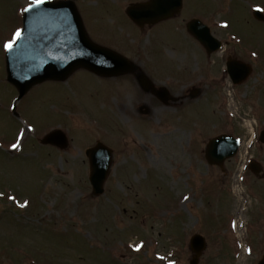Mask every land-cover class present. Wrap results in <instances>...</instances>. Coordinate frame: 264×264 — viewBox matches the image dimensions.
Here are the masks:
<instances>
[{
    "label": "rangeland",
    "instance_id": "rangeland-1",
    "mask_svg": "<svg viewBox=\"0 0 264 264\" xmlns=\"http://www.w3.org/2000/svg\"><path fill=\"white\" fill-rule=\"evenodd\" d=\"M20 1L21 6L28 2L0 0L2 77L3 46L12 40L20 25L16 14ZM77 1L85 8L83 17L94 41L108 47H124L119 37L131 31L124 5L135 0ZM255 4L264 9V0H186V11L180 17L186 22H165L156 27V34L146 28L140 38L134 36L127 43L150 78L152 62L150 65L148 58L159 55L158 46L162 59L159 56L156 61L174 70L152 80L174 94L185 93L192 86L199 88L200 95L195 100H181L165 107L142 93V102L134 101L126 110L120 108L117 112L114 106L118 115L115 117L108 109L101 110L100 104L107 100L110 90L116 89V84L85 70L67 82H47L32 90L19 117L41 129L56 124L63 114L66 119L57 122L64 124L67 114L72 113L69 119L75 121H67L63 129L70 142L66 151L39 149L34 143L47 127L36 128L29 138L19 129L28 124L6 111L12 92L3 78L0 264H189L188 242L198 233L205 236L208 245L200 264L260 261L264 255V179L240 168L255 160L264 174V146L258 142L260 131L264 130V70L255 66L256 71L246 84L233 87L221 71L225 53L208 58L184 30L190 19L198 17L228 45L231 54L236 53V47L241 50L236 56L251 61L253 58L243 50L241 40L234 38L235 34H243L244 43L257 50L264 68V23L256 22L249 11ZM224 21L229 29L222 26ZM255 62L258 63L257 58ZM113 80L124 82L122 78ZM192 81L194 84L190 85ZM144 103L156 112L140 115L138 106ZM66 105L79 108L83 118ZM170 117L173 121L168 120ZM112 120L118 127H114L115 138L110 132ZM223 133L243 141L239 154L226 163L224 171L210 166L204 155L208 140ZM97 141L114 150L115 163L105 194L93 198L85 150ZM16 143L19 147L13 149L11 145ZM81 166L87 169L81 170ZM186 196L190 200L183 202ZM10 197H15V201H10ZM25 201L28 205L21 208L19 205ZM241 216L245 224L242 238L230 230L232 220ZM137 245H142L138 251ZM250 246L248 254L246 249Z\"/></svg>",
    "mask_w": 264,
    "mask_h": 264
},
{
    "label": "water",
    "instance_id": "water-1",
    "mask_svg": "<svg viewBox=\"0 0 264 264\" xmlns=\"http://www.w3.org/2000/svg\"><path fill=\"white\" fill-rule=\"evenodd\" d=\"M181 1L178 0L173 5V0H157L154 2V10L151 11L147 16H154L157 12L159 15V18H166L170 15L171 11L177 10L180 6ZM56 11L45 8V7H34L33 10L28 14L27 20H26V27L29 29V32L27 34H31L33 38L25 39L22 45H18L19 48H22V58L20 59V63L14 62L15 57L17 56V52H10L9 53V64H10V80L19 87L21 92L23 94L33 85L38 82H41L47 78H55V79H65L67 75L71 72L73 68L76 66H86L90 68L91 70L95 71H102L100 68H97L96 65L92 62L94 58V54L91 57H88V59L91 61L85 60L87 55L84 56V58H78V61L72 60L71 57H65L61 55L55 54V59L53 58V54L50 57V59L47 58V60H53L44 62L41 59H45L48 57L47 51L50 50L49 44L54 46L55 51H59L58 49L62 50V44L60 42L53 41V38H60L63 39L62 43L63 45H66L68 49L73 48L75 45L76 47L77 42L73 40V38L70 37V35L73 36V34L70 32L71 25H62V24H51L45 21L47 18L51 16V13H55ZM137 17L141 18L139 21H142L143 19V13L137 12ZM31 17V19H30ZM257 17L258 16L257 14ZM155 18V19H159ZM77 25V31L79 32L78 36L80 39L81 44L79 47H81L82 43L85 45V49H89L93 52H98L96 48L92 47L85 37H83L81 28L78 24V20L75 18L74 21ZM73 22V24H74ZM188 29L191 33H193L197 39L205 46V48L211 53L213 51L218 50L220 43L211 35L210 30L203 26L200 22L194 21L191 22L188 25ZM74 31V28L72 27V32ZM56 43V44H53ZM54 50L52 51L53 53ZM63 51V50H62ZM105 56H108V54H104ZM109 57V56H108ZM27 58L32 59V64H36L37 69L33 70V73H24L22 74V77L30 75L28 78L21 80L20 77V71L19 69H22V64L25 61H28ZM231 74L234 75L238 69L231 68ZM17 73H16V71ZM54 136H60V133H57ZM231 146V143L226 140L225 138H218L217 140H214L211 142L208 148V159L212 161V163H222L223 159L228 156L232 155L230 150L228 149ZM90 161H91V183L94 188V194L99 195L103 192V185L105 182V179L108 174L109 167L111 165V158L109 151L99 144L97 147L89 150L87 152ZM226 154V155H221ZM192 246L197 249V253L201 252V249L203 248V240L200 237H194L192 240ZM264 264V262L262 263Z\"/></svg>",
    "mask_w": 264,
    "mask_h": 264
},
{
    "label": "snow or ice",
    "instance_id": "snow-or-ice-1",
    "mask_svg": "<svg viewBox=\"0 0 264 264\" xmlns=\"http://www.w3.org/2000/svg\"><path fill=\"white\" fill-rule=\"evenodd\" d=\"M47 2H48V0H33V3L32 4H29L27 6V8L24 9V11L25 12L31 11L33 9V5H35L36 7H39L41 5L46 4ZM261 10H264V9H261ZM225 26H227V24H225ZM23 31H24L23 28L16 29V31L14 33V39L9 40V41H7L4 44V49H5L6 52H11L13 50V47H14L16 41L21 38V36L23 34ZM253 55H256V53H253ZM27 127L30 130L32 129V126L31 125H28ZM21 136H23V133H21ZM11 147L13 149L18 148L19 147V143L13 144V145H11ZM2 195H3V193H0V196H2ZM10 199H12L13 201H15L16 198L15 197H10ZM184 199L187 200L188 197L186 196V197H184ZM17 203H19V202H17ZM27 205H28V201H25L23 204H20L19 206L21 208H23V207H26ZM233 226H235V222H233ZM135 247H136V250L138 251L142 247V245H137ZM248 251L251 252V249H249ZM169 264H175V262L174 261H170Z\"/></svg>",
    "mask_w": 264,
    "mask_h": 264
},
{
    "label": "flooded vegetation",
    "instance_id": "flooded-vegetation-1",
    "mask_svg": "<svg viewBox=\"0 0 264 264\" xmlns=\"http://www.w3.org/2000/svg\"><path fill=\"white\" fill-rule=\"evenodd\" d=\"M228 58H233V57H232L231 55H229ZM233 59H237V58L235 57V58H233Z\"/></svg>",
    "mask_w": 264,
    "mask_h": 264
}]
</instances>
